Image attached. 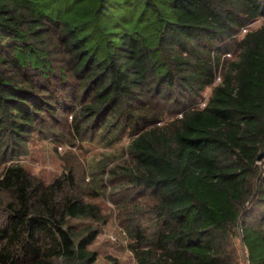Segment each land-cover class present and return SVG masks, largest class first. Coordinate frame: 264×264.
Instances as JSON below:
<instances>
[{"label":"trees","instance_id":"obj_1","mask_svg":"<svg viewBox=\"0 0 264 264\" xmlns=\"http://www.w3.org/2000/svg\"><path fill=\"white\" fill-rule=\"evenodd\" d=\"M260 18L264 0H0V264H99L97 229L75 223L97 191L19 159L62 115L79 140L133 136L109 173L149 207L127 228L135 264H239L234 239L264 264Z\"/></svg>","mask_w":264,"mask_h":264},{"label":"rangeland","instance_id":"obj_2","mask_svg":"<svg viewBox=\"0 0 264 264\" xmlns=\"http://www.w3.org/2000/svg\"><path fill=\"white\" fill-rule=\"evenodd\" d=\"M264 24V19L252 22L250 28H256ZM231 58V57H227ZM215 82H220L221 73L217 74ZM211 87L202 91L197 106L203 107L208 99ZM156 100V99H155ZM154 100V102H155ZM158 102V106L162 104ZM164 123L170 120L172 106H163ZM57 128L48 130L43 135L34 134L28 139L25 154L19 159L25 167L34 175L45 182H50L62 171L72 167L77 179L88 183L90 188L97 191L92 202L98 206V213L94 220L85 219L75 221L78 227L92 225L98 233L89 246L96 255L99 264L110 256L117 260L118 264H135L136 257L129 247L132 241L128 235V225L139 223L144 229L151 226L149 207L132 185L124 182L121 175H111L112 167L126 168L133 161L126 146L132 139L129 132H124L120 138L111 142L100 141L97 135L92 142L79 140L71 129V116L62 115L58 118ZM86 133L85 137H90ZM104 169V172H102ZM1 170V166H0ZM90 172H94V180ZM94 191V192H95ZM235 247L240 258L239 264H248L245 260L246 252L241 250L238 240L234 239Z\"/></svg>","mask_w":264,"mask_h":264},{"label":"water","instance_id":"obj_3","mask_svg":"<svg viewBox=\"0 0 264 264\" xmlns=\"http://www.w3.org/2000/svg\"><path fill=\"white\" fill-rule=\"evenodd\" d=\"M260 158V155L258 156V159Z\"/></svg>","mask_w":264,"mask_h":264},{"label":"built area","instance_id":"obj_4","mask_svg":"<svg viewBox=\"0 0 264 264\" xmlns=\"http://www.w3.org/2000/svg\"><path fill=\"white\" fill-rule=\"evenodd\" d=\"M247 259V258H246Z\"/></svg>","mask_w":264,"mask_h":264}]
</instances>
